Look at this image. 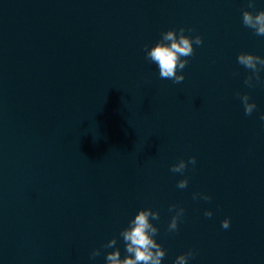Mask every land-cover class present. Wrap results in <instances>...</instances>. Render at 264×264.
I'll return each mask as SVG.
<instances>
[{
  "label": "water",
  "instance_id": "obj_1",
  "mask_svg": "<svg viewBox=\"0 0 264 264\" xmlns=\"http://www.w3.org/2000/svg\"><path fill=\"white\" fill-rule=\"evenodd\" d=\"M180 158L184 170L172 171ZM188 158L93 122L0 70V264H105L109 237L125 254L120 229L139 207L158 211L161 264L189 249L186 264H264V174ZM170 204L183 207L175 230Z\"/></svg>",
  "mask_w": 264,
  "mask_h": 264
},
{
  "label": "clouds",
  "instance_id": "obj_2",
  "mask_svg": "<svg viewBox=\"0 0 264 264\" xmlns=\"http://www.w3.org/2000/svg\"><path fill=\"white\" fill-rule=\"evenodd\" d=\"M256 0H248V8L242 9V22L251 27L257 34L264 35V7L255 12L249 9L255 7ZM193 42L197 45L201 43V36L197 33L189 35L185 32L183 25L178 28L169 27L161 32V35L150 45H145V56L149 58L158 69L161 77L170 78L174 82H180L184 79L183 69L187 64V57L193 53ZM237 61L246 68L252 70L251 74L245 76V83H252V76L258 80L259 71L264 67V56L251 51H240L237 53ZM245 113H251L256 106L255 102L250 100L246 92L240 93ZM261 120H264V112L260 113ZM189 161L194 163L195 157L189 156ZM185 160L180 158L177 162L170 165L174 172H182L185 168ZM188 180L182 176L177 180L178 187H185ZM197 193H193L195 198ZM205 200L209 199L207 193H200ZM175 207L176 210L168 221V229L177 228V218L182 215L183 207L169 205V208ZM204 214L211 216V209H205ZM151 217V219H150ZM158 218V211L149 207H139L128 219L127 224L120 229V236L124 241L125 254L122 256L120 248L116 245V237L107 239L103 247L110 249L105 252V264H161V259L165 255V249L155 238L158 231L156 224L152 221ZM229 217L224 216L220 223L227 228L229 226ZM99 249L93 248L90 255L95 256ZM192 255V250L187 252H178L173 258L172 264H186L188 257Z\"/></svg>",
  "mask_w": 264,
  "mask_h": 264
}]
</instances>
